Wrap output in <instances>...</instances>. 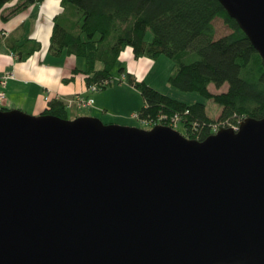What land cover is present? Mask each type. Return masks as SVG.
I'll return each instance as SVG.
<instances>
[{
	"label": "water",
	"instance_id": "obj_1",
	"mask_svg": "<svg viewBox=\"0 0 264 264\" xmlns=\"http://www.w3.org/2000/svg\"><path fill=\"white\" fill-rule=\"evenodd\" d=\"M264 64V0H219ZM0 264H264V118L204 140L0 109Z\"/></svg>",
	"mask_w": 264,
	"mask_h": 264
},
{
	"label": "trees",
	"instance_id": "obj_2",
	"mask_svg": "<svg viewBox=\"0 0 264 264\" xmlns=\"http://www.w3.org/2000/svg\"><path fill=\"white\" fill-rule=\"evenodd\" d=\"M9 0H0V9ZM41 0H19L12 13ZM65 10L74 7L78 18L68 10L55 19L50 51L64 52L85 60L87 85L99 90L113 82L121 53L128 47L135 58L153 60L160 55L172 58L176 65L170 82L183 91H196L220 104L218 119L208 115L203 102L189 104L164 94L121 67L126 80L145 99L139 119L171 125L180 117L179 127L192 139L211 135L217 121L237 126L245 118H264V64L248 35L229 15L219 0H62ZM74 16V15H73ZM220 18L230 32L218 36L215 21ZM8 20V17H5ZM151 32L152 39H148ZM41 47L33 39L13 45L14 52L26 60ZM228 84L222 92H213ZM3 110H8L3 107ZM41 114L68 117L62 98H54ZM162 116L165 118L160 119ZM174 127V126H172Z\"/></svg>",
	"mask_w": 264,
	"mask_h": 264
},
{
	"label": "crops",
	"instance_id": "obj_3",
	"mask_svg": "<svg viewBox=\"0 0 264 264\" xmlns=\"http://www.w3.org/2000/svg\"><path fill=\"white\" fill-rule=\"evenodd\" d=\"M18 3L19 0H9L0 9V75L7 72L15 75L5 86L7 97L2 107L39 115L49 106L46 95L51 99L83 95L93 97L95 103L92 107H71L76 112H83L76 116L97 117L95 111H107L109 103L102 95L94 96L96 93L89 90L86 74L74 73L75 69L85 67V60L74 54L64 52L54 55L50 51L56 17L68 10V16L78 18L77 10L72 6L65 10L62 0H41L12 13ZM29 39L40 42L41 47L26 60H21L12 47ZM152 60L148 57L135 58L133 49L128 47L121 53L119 62L124 63L122 67L126 72L140 79L151 67L149 62ZM87 110L93 113H84Z\"/></svg>",
	"mask_w": 264,
	"mask_h": 264
},
{
	"label": "rangeland",
	"instance_id": "obj_4",
	"mask_svg": "<svg viewBox=\"0 0 264 264\" xmlns=\"http://www.w3.org/2000/svg\"><path fill=\"white\" fill-rule=\"evenodd\" d=\"M215 25L218 31V36L224 35L230 32L229 27L224 23V21L218 18L215 21ZM148 39H152L151 32L148 33ZM151 67L148 71L140 77V80H145V82L160 92L167 94L178 100L187 102L189 104L196 102H203L207 105L208 115L212 118L218 119L222 111V106L213 100H209L202 96L196 91H183L175 87L170 82V77L175 71V61L167 55H160L157 59L149 62ZM124 65L123 62H119L116 69L113 72V82L109 84L106 88L101 89L96 93L102 95V98L107 101L108 106L107 111L99 112L95 111L104 123L106 124H118L124 126H136L145 129H150L153 126L148 124L147 121H141L139 118L133 116L139 113L142 107L145 105V99L135 87L131 86L126 79L121 77L120 68ZM228 88V84H225L221 88H217L214 84L210 85V89L213 92H222ZM83 113L82 111L76 112L72 108H68L69 119L76 118V114ZM84 113H93L92 111H85ZM96 116V115H94ZM134 118H132V117ZM155 126V125H154ZM214 126L218 128L231 127L229 124L217 121ZM234 127V126H232ZM238 127V126H235ZM181 132H183L182 127H173Z\"/></svg>",
	"mask_w": 264,
	"mask_h": 264
},
{
	"label": "built area",
	"instance_id": "obj_5",
	"mask_svg": "<svg viewBox=\"0 0 264 264\" xmlns=\"http://www.w3.org/2000/svg\"><path fill=\"white\" fill-rule=\"evenodd\" d=\"M14 77H15V75H14L13 72H7V73H5L3 75H0V109L3 108L2 106L6 102L7 94H6V91H5V86L7 85L8 80L12 79ZM123 79H126V75L125 74L123 75ZM89 90L91 92H96V91H99V87H98V85L93 84V85L89 86ZM45 99L47 100L48 103L52 100L49 95H46ZM63 99H64V101H65V103H66L68 108H71V107H74V106H77L79 108L92 107L94 105V103H95V99L93 97H86V96H83V95H77V96H74V97L63 98ZM133 116H135L136 118H139V114L138 113L134 114ZM163 118H165V117L162 116L160 119H163ZM161 121H158V122H155V123L154 122H147V123L152 125V126H154V125H157V124H162ZM179 123H180V117L178 115L174 116L172 118V120H171V125L174 126V127H177V126H179ZM219 129L220 128H218L217 126H214V127H212V132L216 133Z\"/></svg>",
	"mask_w": 264,
	"mask_h": 264
}]
</instances>
